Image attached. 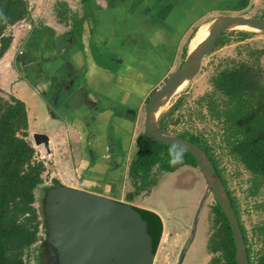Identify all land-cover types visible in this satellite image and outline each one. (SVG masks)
<instances>
[{"label": "crops", "instance_id": "0c3cea01", "mask_svg": "<svg viewBox=\"0 0 264 264\" xmlns=\"http://www.w3.org/2000/svg\"><path fill=\"white\" fill-rule=\"evenodd\" d=\"M27 2V18L9 28L0 89L24 103L27 131L48 137L50 154L36 150L47 158L49 180L121 200L144 139V104L207 24L189 22L203 7L198 0Z\"/></svg>", "mask_w": 264, "mask_h": 264}, {"label": "trees", "instance_id": "16d2710c", "mask_svg": "<svg viewBox=\"0 0 264 264\" xmlns=\"http://www.w3.org/2000/svg\"><path fill=\"white\" fill-rule=\"evenodd\" d=\"M28 14L27 0H0V58L12 41L9 28ZM194 30L188 34L187 41ZM251 33L236 29L224 31L209 52L232 41H244ZM235 49L237 56L212 61L209 88L196 99V110H183L187 95L182 92L159 115L157 123L161 132L188 138L207 153L237 215L248 264H264V199L259 200L264 195V63L261 62L264 47H256L255 42H243ZM186 52L185 45L180 55L182 60ZM177 111L179 114L174 115ZM184 115L190 123L194 115L195 119L204 121L205 126L191 125L174 132L171 126ZM27 129L24 103L0 89V264H30L31 261L49 264L51 259L46 240L42 241L39 236L40 227L45 237L47 233L44 205L51 187L50 181L46 184L50 166L38 158V151L27 139ZM143 135L135 155L147 143V136ZM222 157L231 164L229 176L221 164ZM154 165L165 172L184 165L196 167L187 151L161 142H153L148 147L136 161L135 170L147 174ZM43 173H46L44 177ZM232 179L240 187L245 184L244 198H250L251 209L258 211L250 234L242 219V213L248 210L241 209V201L231 187ZM210 229L206 247L211 257L207 264H236L229 223L215 199L211 206ZM38 241L41 244L33 247ZM257 242L261 246L255 250L253 245Z\"/></svg>", "mask_w": 264, "mask_h": 264}, {"label": "water", "instance_id": "95a60500", "mask_svg": "<svg viewBox=\"0 0 264 264\" xmlns=\"http://www.w3.org/2000/svg\"><path fill=\"white\" fill-rule=\"evenodd\" d=\"M205 38L188 50L182 65L167 74L144 104L143 132L147 143L130 164L133 175L140 177L135 163L153 142L176 146L187 151L205 183L197 206L191 235L194 236L198 215L208 195L219 204L232 233L236 264H248L246 244L226 186L207 153L197 143L182 136L163 133L158 127L162 105L168 102L198 74L204 56L219 35L243 28L264 33V16L219 14L208 21ZM27 139L35 148L50 154V141L45 134L28 132ZM44 212L49 264H151L162 233V220L153 210L140 208L89 190L74 188L50 180ZM180 255L176 264H181Z\"/></svg>", "mask_w": 264, "mask_h": 264}, {"label": "rangeland", "instance_id": "374dc122", "mask_svg": "<svg viewBox=\"0 0 264 264\" xmlns=\"http://www.w3.org/2000/svg\"><path fill=\"white\" fill-rule=\"evenodd\" d=\"M198 6L203 7V10L200 11ZM196 7L198 8L196 11L194 10V13H192V16L190 17L192 20L189 21L190 23L192 22L191 24L192 26L194 25L193 28L195 29L201 22L208 23L212 17L219 14L248 16L264 15V0H198V5ZM236 30H246L252 33L244 41H232L224 46L215 48L212 52L207 53L202 60L201 68L198 74L190 83L186 84L166 103L161 113L165 112L177 95L182 92L187 95V105L184 106L185 108H183V110H196V99L200 94L209 88L208 76L212 69V61L237 56L238 53L235 47L243 42H255L256 47H264L263 32L246 28H237ZM188 32L189 30L186 33ZM262 56L261 62L264 63V55ZM183 60L181 57H178L176 61L172 63L173 66H171V71L179 68L183 63ZM177 114H179L178 111L175 112L174 115ZM192 117L194 119L192 123H190L188 116L184 115L181 119H179L178 123L171 126L173 131L178 132L179 130L189 128L191 125L198 128H203L205 126L204 121L195 119L196 117L194 115ZM208 126L212 127V123H209ZM169 134L173 133L171 132ZM141 144L142 141L138 146V149ZM38 158L44 163L48 162L46 156L39 152ZM221 164L226 167L225 173L229 176L231 173V164H229L224 157H222ZM153 170L156 180L160 183V185L152 186V184H154V174H151L148 177L145 176L144 178H139L138 176L131 174L130 177L133 178L134 181L136 179V185H134L135 183L133 180H131L129 184L134 185L135 188L133 189L132 186V189L129 190L126 185L123 192L124 194H127V196H130V200L138 203L139 205H156L155 209H152L159 214L162 220V233L152 264H174L180 255H183L181 264H207L211 257V253L208 252L206 247L208 237L212 232L210 229L211 206L213 205L214 198L211 194L208 195L203 203L198 215L196 231L194 236L191 235V217L193 215V211L197 209L199 201L205 190V183L200 173L197 171L196 167L187 165L181 166L173 172H165L161 169L157 171V168L155 167H153ZM137 173L140 174V172ZM42 176L44 177L45 174L43 173ZM175 178H178V181L180 182L178 185L184 188L181 189V191L176 190L178 187L176 189H170L171 184L175 185ZM49 181L50 180L47 177L46 184H49ZM146 183H148L149 186L151 185L152 190L145 191L146 189H144L142 185H146ZM230 183L231 187L235 190L237 197L241 201V209L248 210V212L242 213V219L250 234L251 227L259 216L258 211H253L251 209L252 201L250 198H244L243 190L245 189V184L240 187L239 183H237L235 179H232ZM139 186L140 188H138ZM117 189L118 193L116 194L120 195L123 189L122 186H120V181ZM178 189L180 190V187ZM261 199H264V195L259 197V200ZM35 206L37 208L39 206L37 201L35 202ZM180 218L181 223L184 225H181L179 221L175 220H180ZM39 236L42 241L45 239V232H43L41 227ZM38 244H41V241H38L35 245H33V247ZM253 246L254 249L257 250L261 246V243H254ZM30 264H33V261H31Z\"/></svg>", "mask_w": 264, "mask_h": 264}, {"label": "flooded vegetation", "instance_id": "af4514ba", "mask_svg": "<svg viewBox=\"0 0 264 264\" xmlns=\"http://www.w3.org/2000/svg\"><path fill=\"white\" fill-rule=\"evenodd\" d=\"M264 16V15H263ZM259 17H262V16H259ZM185 166V165H184ZM153 167H155V168H157V171L159 170V168H158V166L157 165H154V166H150L149 167V171L147 172V174H140V177L139 178H144L145 176L146 177H148L149 175H151V174H154V170H153ZM196 169H197V167H196ZM156 171V172H157ZM197 171H198V169H197ZM199 172V171H198ZM129 180V179H128ZM133 180V179H132ZM175 181H174V183H175V185L174 184H171V186H170V189L172 190V189H176L177 187L179 188L180 187V190L177 188L176 190H178V191H181V189H184L182 186H180V185H178V183H180L179 181H178V178L176 179H174ZM134 181V180H133ZM156 180V176H155V174H154V184H152V186L154 185V186H156V185H160V183ZM130 183V180H129V182L127 183V189H129V190H131L132 189V186H133V189L135 188V186L134 185H136V179H135V181H134V185H130L129 184ZM131 187H130V186ZM142 187H144V189H146L145 191H149V190H152V187H151V185L149 186V184L148 183H146V185H142ZM138 188H140V186L138 187ZM143 189V188H142ZM126 193V192H125ZM129 197L130 196H127V194H123L122 195V199L120 200V201H123V202H125V203H128V204H131V205H133V206H137V207H140V208H145V209H149V210H153L154 212H156L154 209H155V204H153V205H139L138 203H136V202H133L132 200H130L129 199ZM118 200V199H117ZM158 206V205H157ZM187 207H189V206H187ZM187 207H185V208H187ZM152 208H154V209H152ZM157 208V207H156ZM195 212H196V210H194L193 211V215H192V217H191V225H192V223H193V218H194V215H195ZM157 213V212H156ZM158 214V213H157ZM159 215V214H158ZM176 221H179V223H181V218H180V220L179 219H175ZM181 225H184V224H182L181 223ZM48 250H49V248H48ZM49 254H50V251H49ZM180 255V254H179ZM179 258V257H178ZM178 260V259H177ZM177 260H176V262H177ZM176 262L174 263V264H176ZM152 264V263H151Z\"/></svg>", "mask_w": 264, "mask_h": 264}, {"label": "bare ground", "instance_id": "6f19581e", "mask_svg": "<svg viewBox=\"0 0 264 264\" xmlns=\"http://www.w3.org/2000/svg\"><path fill=\"white\" fill-rule=\"evenodd\" d=\"M207 27H208V24H205L197 31V33L191 39V42H190L191 48L189 50H192L198 43H200L205 38L206 33H207ZM165 105H166V102L162 105V107Z\"/></svg>", "mask_w": 264, "mask_h": 264}]
</instances>
